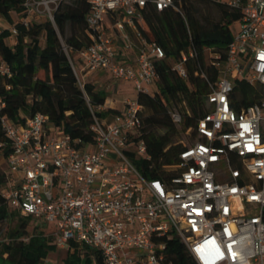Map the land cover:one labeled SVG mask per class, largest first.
<instances>
[{"label": "built area", "instance_id": "built-area-1", "mask_svg": "<svg viewBox=\"0 0 264 264\" xmlns=\"http://www.w3.org/2000/svg\"><path fill=\"white\" fill-rule=\"evenodd\" d=\"M66 1L23 0L18 18L25 27L54 24L55 11ZM86 1L90 43L77 52L80 67L71 60L78 84L83 86L84 73L105 71L130 82L136 95L104 115L110 108L105 103L90 106L91 141L72 138L42 112L12 119L2 111L0 95L8 146L0 194L9 208L43 226L57 247L95 249L102 264H175L166 250L173 236L191 264H264V97L243 104L234 90L239 80L264 85V0H214L240 16L235 29L229 24L226 46L209 48L216 77L208 81L205 111L185 128L194 140L182 141L177 161L163 164L161 177L142 175L129 157L148 156L137 93L158 90L155 62L165 58L141 27L146 7H171L184 15L180 1ZM6 28L16 38L14 23ZM117 37L125 50L135 51L133 58L119 54ZM186 58L182 53L172 61L185 79ZM11 74L0 58V81ZM167 112L181 127L183 111L169 105Z\"/></svg>", "mask_w": 264, "mask_h": 264}, {"label": "trees", "instance_id": "trees-1", "mask_svg": "<svg viewBox=\"0 0 264 264\" xmlns=\"http://www.w3.org/2000/svg\"><path fill=\"white\" fill-rule=\"evenodd\" d=\"M175 1H180L184 15L171 7L157 10L148 6L141 27L142 34L160 44L165 52V58L155 62L158 90L153 94L137 93V100L144 106L140 137L145 141L148 156H136L134 152H129V157L146 177H161L162 165L177 161L178 150L183 147L180 131L192 125L195 117L205 111L208 81L216 77V70L210 63L209 48L223 49L226 46L231 38L229 24L240 16L237 9L210 0L220 8V18L204 24L192 6V0ZM22 2L0 0V16L9 23L13 22L17 28L12 45L5 40L9 30H0V58L12 72L4 82L0 81V95L5 101L2 111L14 120L42 112L72 138L91 141L90 106L104 103L106 95L93 82L84 81L82 87L78 84L70 54L77 53L90 43L85 31V14L89 5L86 0L62 2L54 13V24L45 20L25 27L19 18L14 21L11 17V12L22 13ZM189 49L193 50V55H189ZM182 53L187 56L186 79L172 68V61ZM39 70L43 71L42 76L38 75ZM234 90L235 93L238 91L243 104L257 102L264 97V85L259 82L239 80ZM169 105L183 111L181 127L171 120L167 112ZM186 108L191 114H187ZM111 111L116 109L107 108L100 114ZM5 142L0 126L1 153H6L8 149ZM4 179V170L0 168V185ZM15 217L14 224L0 240V252L13 264H40L47 253L55 249L50 236L39 229L40 224L33 225L29 230V222L33 221L31 217L9 208L0 194V222ZM78 248L76 245L73 251L66 252L64 263L80 264L83 260V264H92L93 261L102 264L101 256L95 249L88 246ZM166 250L175 264L192 263L183 243L176 236L166 240Z\"/></svg>", "mask_w": 264, "mask_h": 264}, {"label": "crops", "instance_id": "crops-1", "mask_svg": "<svg viewBox=\"0 0 264 264\" xmlns=\"http://www.w3.org/2000/svg\"><path fill=\"white\" fill-rule=\"evenodd\" d=\"M0 19L5 20V18L2 16H0ZM7 37H12V36L8 35ZM5 40H6V37H5ZM116 41L118 45V52L122 57L133 58L135 56V51L133 50L128 51L123 48L122 42L118 37ZM14 42H15V38H13L12 44ZM77 66L79 67L81 66L80 59H79V62L77 63ZM83 79L84 81L93 82L96 88L98 89L101 88L105 92L106 97H105L104 103L110 108L117 109L122 105V100L124 98L134 97L136 95V92L133 89V86L130 82L125 81V80L112 79L110 75L105 71H94V72L84 73ZM129 86L131 88V91H133V95L122 94V89H125L126 87H129ZM80 248L81 247H79L78 249ZM73 250H68L63 247H55V249L50 250L47 253L46 257L40 262V264H66L63 261V258L66 252L73 251ZM0 264H13V263L6 258L4 253L0 252ZM80 264H83V260L81 261ZM92 264H95L94 261L92 262Z\"/></svg>", "mask_w": 264, "mask_h": 264}, {"label": "rangeland", "instance_id": "rangeland-1", "mask_svg": "<svg viewBox=\"0 0 264 264\" xmlns=\"http://www.w3.org/2000/svg\"><path fill=\"white\" fill-rule=\"evenodd\" d=\"M191 3H192V6L197 10L198 16L204 24H209V23L214 22L220 18L221 10L212 1H210V0H205V1L192 0ZM11 17H12V20H14V21L18 19V15L15 12L11 13ZM8 23L9 22L6 19L5 20L0 19V30L3 29L4 27H6L8 25ZM230 27L232 29H235L236 23H233V22L230 23ZM6 41L8 43L12 44L13 37H7L6 36ZM41 43H43V38H41ZM70 54H71L72 61L75 64H77L79 62L78 55L75 52H70ZM38 75L42 76L43 71L39 70ZM100 90H102V89L100 88ZM122 94L133 95V91H131V88L129 86V87H126L125 89H122ZM180 139L184 143H191L194 140V137L192 135L188 134L186 132V129H184V130L180 131ZM4 167H5L4 157H3L2 153L0 152V168L3 169ZM15 219H16V217L13 219H5V220L0 222V240L5 237L6 230L14 224ZM35 224H39V223L35 222V221H30L29 225H28V229L32 230V226ZM42 228H43V226L39 225V229H42ZM55 247H57V246H55Z\"/></svg>", "mask_w": 264, "mask_h": 264}]
</instances>
